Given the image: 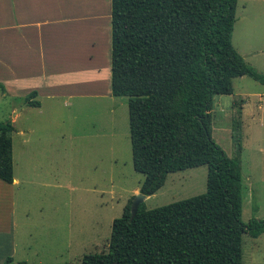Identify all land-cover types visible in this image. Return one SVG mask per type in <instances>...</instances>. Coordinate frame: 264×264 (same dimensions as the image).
<instances>
[{"label":"trees","instance_id":"1","mask_svg":"<svg viewBox=\"0 0 264 264\" xmlns=\"http://www.w3.org/2000/svg\"><path fill=\"white\" fill-rule=\"evenodd\" d=\"M236 0H110L109 92L127 99L131 166L149 197L166 176L205 166L202 194L111 222L106 250L79 264H241V237L257 238L264 220L241 221L239 125L235 157L211 138L212 98L230 95V79L264 84L230 37ZM35 92L23 98L37 108ZM239 116V112H237ZM10 121L0 123V181L12 182ZM2 264L13 262L6 257Z\"/></svg>","mask_w":264,"mask_h":264},{"label":"rangeland","instance_id":"2","mask_svg":"<svg viewBox=\"0 0 264 264\" xmlns=\"http://www.w3.org/2000/svg\"><path fill=\"white\" fill-rule=\"evenodd\" d=\"M234 16L233 49L264 75V0H236ZM101 29L98 43L108 69L102 61L96 80L66 75L55 81L56 95L40 89L38 108L25 106L19 92L0 95V123L8 120L14 128V262L79 264L81 256L105 251L112 220L138 194L142 175L131 166L127 99L109 93L108 20ZM32 85L38 81L24 80L20 91H34ZM230 87V95L212 98L211 138L234 158L231 130L238 122L241 221L264 220V84L240 76L230 79ZM205 175V166L168 174L143 208L202 194ZM241 252V264H264V231L255 239L242 235Z\"/></svg>","mask_w":264,"mask_h":264},{"label":"crops","instance_id":"3","mask_svg":"<svg viewBox=\"0 0 264 264\" xmlns=\"http://www.w3.org/2000/svg\"><path fill=\"white\" fill-rule=\"evenodd\" d=\"M109 10L110 0H0V95L19 92L24 98L35 92L37 97L41 89L52 97L55 81L66 75L96 80L103 63L108 69L98 36ZM24 80L38 86L20 91ZM16 184L14 177L11 184L0 181V246L9 243L8 250H0V264L6 255L13 260L10 206Z\"/></svg>","mask_w":264,"mask_h":264},{"label":"water","instance_id":"4","mask_svg":"<svg viewBox=\"0 0 264 264\" xmlns=\"http://www.w3.org/2000/svg\"><path fill=\"white\" fill-rule=\"evenodd\" d=\"M144 199H145V197L138 193V194H136L135 197H133L130 200V205H129V215H130V217L135 214L138 205L141 204Z\"/></svg>","mask_w":264,"mask_h":264}]
</instances>
